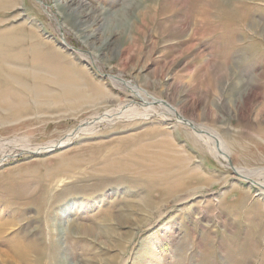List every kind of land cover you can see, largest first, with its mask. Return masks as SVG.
Segmentation results:
<instances>
[{"label": "rangeland", "instance_id": "374dc122", "mask_svg": "<svg viewBox=\"0 0 264 264\" xmlns=\"http://www.w3.org/2000/svg\"><path fill=\"white\" fill-rule=\"evenodd\" d=\"M62 1L0 0V249L34 240L30 264H264V0ZM63 86L76 95L52 102ZM120 99L136 116L105 121Z\"/></svg>", "mask_w": 264, "mask_h": 264}, {"label": "bare ground", "instance_id": "6f19581e", "mask_svg": "<svg viewBox=\"0 0 264 264\" xmlns=\"http://www.w3.org/2000/svg\"><path fill=\"white\" fill-rule=\"evenodd\" d=\"M53 2L55 3V4H60V6L63 8V9H65V8H67V4H68V2H61L60 3V0H53ZM61 8V9H62ZM67 11V10H66ZM100 14H102V13H100ZM76 25V24H75ZM84 33V32H83ZM92 37V36H91ZM91 42V41H90ZM26 50V49H25ZM96 54V53H95ZM97 55V54H96ZM98 57V56H97ZM47 68V67H46ZM19 69V68H18ZM42 70V69H41ZM43 71V70H42ZM63 75V74H62ZM32 76V75H31ZM31 78V77H30ZM61 78V77H60ZM65 78V77H64ZM136 78V77H135ZM69 79V78H68ZM77 81V80H76ZM19 82V81H18ZM28 82H32V81H28ZM73 82H75L74 80H68L67 81V85L68 84H71V83H73ZM14 83V82H13ZM26 83V82H25ZM48 83H50L49 81H48ZM55 83H59V86L60 85H63L62 84V82H61V80L59 79V82H55ZM76 83V82H75ZM38 84V83H37ZM27 85H29V84H27ZM30 86V88H31V90H34L37 86H36V84L34 85V86H32V85H29ZM134 86V85H133ZM71 87H72V85H71ZM61 89V91L60 92H63V93H58V94H56V96L55 95H53L52 96V102H60L61 101V96L63 97V98H65V99H68V98H70V97H72V96H74V95H76V93H74V92H70V91H68V90H66L65 88H64V86L63 87H60ZM73 89V88H72ZM131 90H132V88H131ZM39 91V90H38ZM132 92L134 93V94H136L139 98H141V100H142V102H143V106L144 105H148V106H151V105H153V104H158L159 106H162L163 107V109H165L171 116H176L177 114H176V112H175V110L171 107V106H169L168 104H163V102H161V101H157V100H155V99H153V98H151V100H152V102H149L148 100H147V98H146V100H144L141 96H140V92L138 91V89L136 90V89H134V90H132ZM142 93H144V96L146 95V93L145 92H143L142 91ZM18 95V94H17ZM21 95V94H20ZM80 95H82L83 97L84 96H86L85 94H80ZM99 95H103V93L102 92H100V90L99 89H97V90H95V92H94V96H99ZM120 98H122V97H120ZM149 98V97H148ZM17 99V98H16ZM84 99V98H83ZM27 100V99H26ZM22 101V100H21ZM39 101V100H38ZM120 102L117 104V106H116V108L113 110V111H108V112H105L104 113V115H103V119H105V121H107L106 119H110V118H113V117H118V118H124V116H128L129 114H131V109H130V107L134 104V102H132V101H129V103L128 102H126V100H122L121 101V99L119 100ZM40 102V101H39ZM26 105V104H25ZM36 105V104H35ZM21 106V105H20ZM35 108V107H34ZM148 108V107H147ZM21 110V109H20ZM148 110V109H147ZM133 111H135V110H133ZM150 111V110H149ZM1 112V111H0ZM11 113V112H10ZM142 113V112H141ZM23 114V113H22ZM43 114V113H42ZM132 114H133V112H132ZM134 115V117L136 116V114H133ZM16 116V115H15ZM21 116V115H20ZM138 116V115H137ZM177 116H179V115H177ZM130 117V116H129ZM180 117V116H179ZM3 118V117H2ZM180 118H182V117H180ZM181 124H184V123H187V125H189L190 127H192L191 125H193V124H191L190 122L188 123V122H183V121H181L180 119H178V118H176ZM183 119V118H182ZM184 120V119H183ZM186 120V119H185ZM110 121V120H109ZM187 121V120H186ZM111 122V121H110ZM88 124V123H87ZM192 129L196 132V135L199 137V139L201 138V139H204L205 140V142H207L208 143V145H210L211 146V150L213 151V153H214V156H216V157H218V158H221V159H223V160H228V151L226 150L227 149V147H226V145L224 146L223 144H222V142L220 141L219 142V140H218V137L215 135H213L212 133L210 134L209 132H207V128L206 129H203V128H196V127H192ZM206 130V131H205ZM198 133V134H197ZM215 133V132H214ZM71 135H75V133L74 134H70V135H68L67 136V138H69ZM217 139L218 140V145H217V147H216V145H215V143H214V140L213 139ZM68 140V139H67ZM63 143H65V142H61L60 143V145H62ZM55 146V145H54ZM50 147H52V146H50ZM53 148V147H52ZM42 149H46V148H42ZM230 154V153H229ZM165 165V164H164ZM235 175L238 177V178H242V179H244V180H248V181H251L252 182V180L250 179L251 178V176H250V174H248V173H242L240 170H237V169H235ZM254 182V181H253ZM255 183V182H254ZM257 184V183H256ZM257 185H259V187L260 188H262L261 190H263L264 191V184H257ZM200 194V193H199ZM83 226V225H82ZM5 227V226H4ZM11 230V229H10ZM81 231H84V232H90V234L89 235H91V232H92V228H90V227H82L81 229H80ZM75 234V233H74ZM95 234V233H94ZM100 236V235H99ZM10 241H12V238H11V240ZM7 244V247H6V249H3V250H1L2 249V247L0 246V264H13L12 263V261H11V259H10V257H11V255L13 256V255H18V257H20V258H22L21 260H23V263H25V264H30V260L32 261V263H34L35 262V260L34 259H32V256H35V254L36 255H39L40 254V248L38 247V245L36 244V242L33 240V241H28V242H26V243H24V241L23 242H21L20 244H16V243H14V244H12V243H10V244H8V243H6ZM8 248V249H7ZM11 254V255H10ZM34 258V257H33Z\"/></svg>", "mask_w": 264, "mask_h": 264}, {"label": "water", "instance_id": "95a60500", "mask_svg": "<svg viewBox=\"0 0 264 264\" xmlns=\"http://www.w3.org/2000/svg\"><path fill=\"white\" fill-rule=\"evenodd\" d=\"M163 104H166V103H163ZM176 118L180 119V120L183 121V122H187V121L183 120L182 118H180L179 116H176ZM230 167H231V165H230ZM231 169H232V170L234 171V173H235L234 168L231 167ZM241 179H242V178H241ZM242 180H244V179H242ZM244 181H247V180H244Z\"/></svg>", "mask_w": 264, "mask_h": 264}]
</instances>
